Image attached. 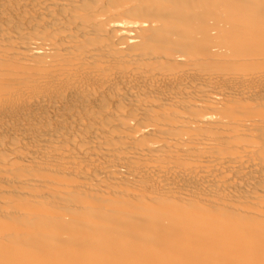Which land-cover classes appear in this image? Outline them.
<instances>
[{
	"label": "bare ground",
	"instance_id": "6f19581e",
	"mask_svg": "<svg viewBox=\"0 0 264 264\" xmlns=\"http://www.w3.org/2000/svg\"><path fill=\"white\" fill-rule=\"evenodd\" d=\"M0 264H264V0H0Z\"/></svg>",
	"mask_w": 264,
	"mask_h": 264
}]
</instances>
